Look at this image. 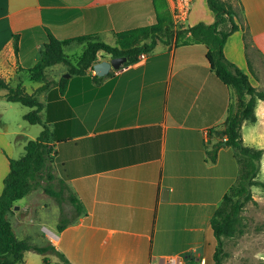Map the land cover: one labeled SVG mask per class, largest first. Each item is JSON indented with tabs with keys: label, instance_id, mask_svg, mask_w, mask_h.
I'll return each mask as SVG.
<instances>
[{
	"label": "crops",
	"instance_id": "1",
	"mask_svg": "<svg viewBox=\"0 0 264 264\" xmlns=\"http://www.w3.org/2000/svg\"><path fill=\"white\" fill-rule=\"evenodd\" d=\"M241 3V28L227 40L224 54L262 90L251 66H264V0ZM156 9L172 18L167 0H0V77L13 87L34 82L29 69L49 35L68 40L69 46L83 37L110 38L116 47L119 33L156 23ZM214 21L206 0H194L188 27ZM111 73L99 83L94 71L72 77L64 94L55 82L37 94L44 105L42 120L51 130L50 184L64 189L65 199L60 205L43 185L34 188L8 214L16 237L52 244L72 264H168L178 257L183 264L210 261L217 246L211 219L235 183L238 165L230 147L221 148L216 163H209L206 147L221 140L215 131L223 128L233 91L211 70L204 44L159 42L137 63ZM8 103L11 110L19 104ZM255 114L256 123H243L242 139L246 146L264 149V101H258ZM39 127L37 137L43 131ZM37 137L0 131V195L10 159L21 158ZM70 194L80 201L81 213L69 202ZM65 202L71 216L63 218L69 224L59 232ZM51 209L52 228L44 227L46 234L32 230L46 222ZM19 264H59V259L46 263L28 251Z\"/></svg>",
	"mask_w": 264,
	"mask_h": 264
},
{
	"label": "trees",
	"instance_id": "2",
	"mask_svg": "<svg viewBox=\"0 0 264 264\" xmlns=\"http://www.w3.org/2000/svg\"><path fill=\"white\" fill-rule=\"evenodd\" d=\"M235 1L242 13L241 0ZM206 2L215 15L212 24L200 22L177 31L174 29L170 14L161 13L156 9V23L119 33L116 47L101 41L88 40V37L79 38L80 42L86 41V47L77 64H73L65 52V46L69 41L49 35V42L41 48L38 62L29 69L30 79L43 84L32 94L28 93L21 84L13 87L0 77V91H5V100L30 108L31 111L25 114L24 119L30 124L43 126L41 134L25 146L24 155L19 159H10V170L4 179V188L0 195V264H19L28 251L42 255L46 263L50 260L49 255H53L59 259V264H72L52 244L40 246L28 240H19L8 220V214L14 209L15 203L27 196L34 188L42 186L40 180L46 182V185L42 186L45 193L55 198L60 205L65 199L64 189L56 191L50 184L53 179L51 130L42 120L41 112L44 105L37 97L38 93L48 87L46 70L58 64L67 66L68 75L62 76L57 82L60 92L64 94L70 78L86 76L89 72H93L94 65L100 62L102 57L109 56L111 59L126 57L127 61L123 66L133 65L138 62L140 55L150 53L163 37H167L166 44H172L173 41L175 46L204 44L211 70L233 91L234 102L230 106L223 128L215 131L221 140L206 147V160L209 163H216L221 148L230 147L238 165L237 179L224 195L211 219L217 242L213 258L215 264H220L218 255L222 247V236L240 222L245 205L255 202L252 187L260 186L264 190V182L257 179L264 149L246 146L241 134L244 122L256 123L255 110L258 101H264V89L258 90L253 86L249 75L225 57L224 47L227 40L241 28L235 7L225 0H206ZM14 50L16 54L19 51L18 36L14 39ZM111 74L110 72L108 75ZM102 79L103 77L94 75L95 83H99ZM68 199L75 212L81 213L83 208L80 201L73 194H70ZM68 224L61 217L57 230L63 231Z\"/></svg>",
	"mask_w": 264,
	"mask_h": 264
},
{
	"label": "rangeland",
	"instance_id": "3",
	"mask_svg": "<svg viewBox=\"0 0 264 264\" xmlns=\"http://www.w3.org/2000/svg\"><path fill=\"white\" fill-rule=\"evenodd\" d=\"M225 1L232 3L238 13L239 19H242L241 11L237 2L235 0ZM246 36H248V33H246ZM166 40L167 37H163L161 42L166 44ZM101 41L108 45L115 46V42H113L110 38H104ZM172 43L174 42L172 41ZM69 45V43L66 44L68 47L65 48V52L69 57V60L73 64H77L83 51L85 50L86 42H79L71 46ZM53 68V70H49L47 72L48 87H52L51 85L54 82L57 83V80H59L62 76L64 77L68 75V68L66 65L58 64ZM251 74L257 82H260L262 87L261 89H264V66L261 68L253 64L251 66ZM25 82L26 87H24L26 91L32 94V88L35 87L37 83L31 82L28 79ZM0 94H4V91H0ZM8 106L9 103L4 99V97H0V131L8 129L18 130L37 137L35 135L36 131L40 128L39 124L33 125L24 119L25 114L30 112L31 109L21 104L14 105V110L8 109ZM19 124L25 128L19 129L17 127ZM250 128L254 129L255 127L250 126ZM244 133H247L248 135V129L245 128ZM246 143L248 144L249 142L247 141ZM262 144H264V142ZM259 166L260 171L257 179L260 182H264V155L259 163ZM41 185H46V182L43 184L41 183ZM54 187L57 189L55 185ZM38 190L40 191V189ZM252 196L255 202H249L245 205L243 211L241 212L242 217L240 222L237 223L232 230H229L227 234L222 236V247L218 255L220 264H264V190L260 186H254L252 187ZM25 202L26 199H23L16 206L20 207ZM70 208L71 206L69 202H65L63 204V218H70ZM54 219L55 214L51 209L46 222L37 223V225L32 226L31 229L39 230L42 234H46L44 227L48 229L52 228V223L55 221ZM46 244L47 243H45V245ZM49 257H53V255H49ZM198 263L199 262H192V264ZM205 264H215L214 258L208 262L205 261Z\"/></svg>",
	"mask_w": 264,
	"mask_h": 264
},
{
	"label": "built area",
	"instance_id": "4",
	"mask_svg": "<svg viewBox=\"0 0 264 264\" xmlns=\"http://www.w3.org/2000/svg\"><path fill=\"white\" fill-rule=\"evenodd\" d=\"M171 10L174 29L179 31L188 28V20L192 11L194 0H167ZM168 264H183V259L170 258ZM205 264V259L201 260Z\"/></svg>",
	"mask_w": 264,
	"mask_h": 264
},
{
	"label": "water",
	"instance_id": "5",
	"mask_svg": "<svg viewBox=\"0 0 264 264\" xmlns=\"http://www.w3.org/2000/svg\"><path fill=\"white\" fill-rule=\"evenodd\" d=\"M126 57L112 58L109 61H100L96 63L93 67L94 72L99 77H104L108 75L112 70H120L121 67L126 63ZM168 198V190L165 189L163 192V199L166 200ZM19 207L15 206L14 210H18Z\"/></svg>",
	"mask_w": 264,
	"mask_h": 264
}]
</instances>
